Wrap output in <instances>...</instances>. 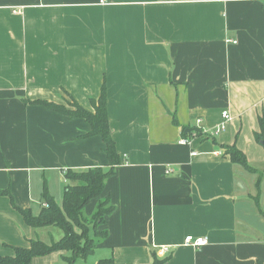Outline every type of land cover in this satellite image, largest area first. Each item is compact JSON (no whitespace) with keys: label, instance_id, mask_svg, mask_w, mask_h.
<instances>
[{"label":"crops","instance_id":"obj_1","mask_svg":"<svg viewBox=\"0 0 264 264\" xmlns=\"http://www.w3.org/2000/svg\"><path fill=\"white\" fill-rule=\"evenodd\" d=\"M102 1L0 0V188L38 212L45 183L61 204L67 169L106 167L84 118L28 103L93 111L105 83L122 164L101 195L115 209L97 264L264 263V0ZM225 110L220 133L184 137L212 132ZM233 144L258 172L225 155ZM34 230L0 195V255ZM190 235L208 243L187 246Z\"/></svg>","mask_w":264,"mask_h":264},{"label":"trees","instance_id":"obj_2","mask_svg":"<svg viewBox=\"0 0 264 264\" xmlns=\"http://www.w3.org/2000/svg\"><path fill=\"white\" fill-rule=\"evenodd\" d=\"M28 103L49 107L51 110L71 118H84L89 123L91 130L87 136H101L109 164L106 167L67 169L65 176L68 182L61 204L49 192L45 183L42 190L41 208L38 212H34L32 208L18 207L9 189L0 188V195H8L11 198L13 206L21 212L26 224L32 228L55 226L63 231L62 238L51 243H47L41 238H31L28 246H14L13 254L0 255V264H33V260L38 256H47L54 251L69 252L63 257L65 264H76L78 259L88 258L96 252L99 238L106 235L107 232L101 230L100 226L106 221V216L115 209V206L110 203L109 197L101 198L106 181L115 173L116 167L122 164L117 144L110 129L107 86L104 83L100 97L93 99V111L88 110L77 101L71 103L72 107L70 108L65 104L41 99L28 100ZM205 133L201 128L189 126H185L183 130L184 137L200 136ZM256 139L264 144V130L256 134ZM224 148L225 155H229L234 163L249 171L258 172L251 165L248 157L235 144L225 145ZM96 199H98L96 210L91 215H87L88 205ZM106 262L108 260H101L99 264ZM164 262L166 259H157L154 256L153 264H163Z\"/></svg>","mask_w":264,"mask_h":264},{"label":"rangeland","instance_id":"obj_3","mask_svg":"<svg viewBox=\"0 0 264 264\" xmlns=\"http://www.w3.org/2000/svg\"><path fill=\"white\" fill-rule=\"evenodd\" d=\"M55 199H57V197ZM58 203H60V202H58ZM52 236L55 237V238H53ZM62 236H63V231L60 228H58V227H55V226L54 227H51V228H48V227H39V228H35V230H34V238L33 239L41 238L45 242L51 243L54 240L61 239ZM10 248H11V250H13V247H10ZM67 254H69V252ZM97 256L92 255V256L88 257L87 259L82 258V260H79L77 262V264H97L98 263V261L96 260L97 259ZM58 261L59 262H57V264H65V262H64L63 259H59ZM107 264H110V263H107Z\"/></svg>","mask_w":264,"mask_h":264},{"label":"built area","instance_id":"obj_4","mask_svg":"<svg viewBox=\"0 0 264 264\" xmlns=\"http://www.w3.org/2000/svg\"><path fill=\"white\" fill-rule=\"evenodd\" d=\"M107 0H103L102 2L103 3H106ZM223 117H224V121L217 126V128L215 130H213L212 132H209V131H205L206 133H210L211 135H215V134H218L220 133L222 130L226 129V123L229 122L231 119H232V116L231 114L229 113V111L225 110L223 112ZM201 120L198 121V123H200ZM188 142L187 139L185 140H181L180 143H186ZM172 169H168L166 171V173H171ZM208 243V239L207 237H194L192 235L190 236H187L186 240H185V245H192L194 247H202L203 245L207 244Z\"/></svg>","mask_w":264,"mask_h":264}]
</instances>
